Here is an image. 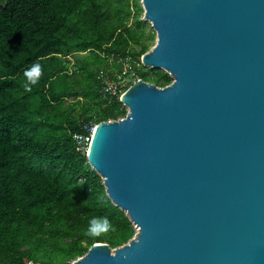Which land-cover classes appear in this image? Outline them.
I'll return each instance as SVG.
<instances>
[{
    "label": "water",
    "instance_id": "1",
    "mask_svg": "<svg viewBox=\"0 0 264 264\" xmlns=\"http://www.w3.org/2000/svg\"><path fill=\"white\" fill-rule=\"evenodd\" d=\"M155 43L86 149L136 228L70 264H264V0H140Z\"/></svg>",
    "mask_w": 264,
    "mask_h": 264
},
{
    "label": "trees",
    "instance_id": "2",
    "mask_svg": "<svg viewBox=\"0 0 264 264\" xmlns=\"http://www.w3.org/2000/svg\"><path fill=\"white\" fill-rule=\"evenodd\" d=\"M142 12L140 0H0V264H70L136 233L88 163L85 136L127 112L101 74L129 63L146 81H172L142 71L155 38ZM33 63L40 75L26 90Z\"/></svg>",
    "mask_w": 264,
    "mask_h": 264
},
{
    "label": "built area",
    "instance_id": "3",
    "mask_svg": "<svg viewBox=\"0 0 264 264\" xmlns=\"http://www.w3.org/2000/svg\"><path fill=\"white\" fill-rule=\"evenodd\" d=\"M141 61V58H140ZM135 71L132 69V67L130 66L129 63H126L123 65V69L120 72H117L115 75V78H110L107 76H103L101 74L102 77V82H103V86H104V90L108 91L110 93H117L119 92L120 94L123 93V91L126 89L127 87V77L130 74H133ZM95 124L93 126H89L86 127L88 130H90V135L89 136H85V140H87L88 142L90 141L91 138V134L94 130ZM75 138L79 139L81 138L80 135L75 134L74 135Z\"/></svg>",
    "mask_w": 264,
    "mask_h": 264
},
{
    "label": "rangeland",
    "instance_id": "4",
    "mask_svg": "<svg viewBox=\"0 0 264 264\" xmlns=\"http://www.w3.org/2000/svg\"><path fill=\"white\" fill-rule=\"evenodd\" d=\"M141 4V3H140ZM141 18L143 19V12L141 13ZM147 21V20H146ZM147 22H149V21H147ZM146 30L148 31V32H154L155 33V31H154V29L152 28V26H151V23L149 22L148 24H147V28H146ZM156 38V37H155ZM155 38L150 42V48L154 45V43H155ZM81 54H83V53H81V52H76V53H74L72 56H70V59H71V61H73L75 58H77V57H79V56H82ZM140 66V65H139ZM150 68L151 67H148V66H145L144 68H142V71H144V72H147V73H152V71L150 70ZM156 69H158V70H163V71H165L164 69H162V68H156ZM137 79H139V75L137 74V73H133V74H130L128 77H127V84H132L133 82H135ZM96 125V124H95Z\"/></svg>",
    "mask_w": 264,
    "mask_h": 264
},
{
    "label": "clouds",
    "instance_id": "5",
    "mask_svg": "<svg viewBox=\"0 0 264 264\" xmlns=\"http://www.w3.org/2000/svg\"><path fill=\"white\" fill-rule=\"evenodd\" d=\"M39 75H40L39 63H33L30 68L25 70V76L27 78V82L25 83L24 86L26 90H30V85L35 84L37 82ZM105 223H107L106 218H105ZM90 234H95V233H90Z\"/></svg>",
    "mask_w": 264,
    "mask_h": 264
}]
</instances>
